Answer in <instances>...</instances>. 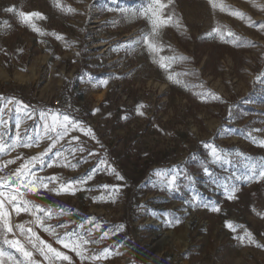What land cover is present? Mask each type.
Wrapping results in <instances>:
<instances>
[{
    "label": "rangeland",
    "instance_id": "1",
    "mask_svg": "<svg viewBox=\"0 0 264 264\" xmlns=\"http://www.w3.org/2000/svg\"><path fill=\"white\" fill-rule=\"evenodd\" d=\"M58 2L61 7L57 0H0V136L11 144L19 123L22 138L41 137L31 147L0 154V163L16 160L0 171V178L51 144L41 111L58 110L90 127L95 139L79 128L70 130L44 157L43 167L37 163L32 171L71 180L99 165L94 178L75 195L40 189L39 194L25 191L24 199L53 209L56 215L47 223L67 224L85 234L100 225L85 235L100 243L86 247L90 253L110 252L107 259L81 262L75 252L36 229L41 238L69 255L72 264H264V247H257L264 245V180L247 179L253 166L257 174L264 166V30L230 14L238 11L255 25L264 23V0H216V8L209 0H162L164 17L172 19L160 30L161 55L186 58L167 69L143 46L118 48L150 31L141 10L151 0ZM9 7L15 12L5 11ZM20 11L41 13L45 19L34 23L49 35L24 24ZM216 28L225 33L224 40L209 35ZM105 79L107 85H101ZM61 94L63 104L53 105ZM9 98L29 105L32 119L17 113L15 104L4 108ZM141 104L143 116L137 113ZM209 145L220 150L219 160L211 156ZM53 160L57 163L47 167ZM106 167L124 180L103 171ZM168 170L179 172L178 190H168L156 175ZM225 184L239 189L235 199L226 198ZM194 193L221 211L193 206ZM9 211L13 224L33 219L28 213L17 216L10 206ZM191 215L196 220L184 241ZM89 218H94L92 224ZM152 220L160 223L162 233ZM229 221L243 227L233 232L226 227ZM244 229L254 243L240 239ZM104 232L109 235L103 237ZM4 247L19 257L15 249Z\"/></svg>",
    "mask_w": 264,
    "mask_h": 264
},
{
    "label": "snow or ice",
    "instance_id": "2",
    "mask_svg": "<svg viewBox=\"0 0 264 264\" xmlns=\"http://www.w3.org/2000/svg\"><path fill=\"white\" fill-rule=\"evenodd\" d=\"M171 0H169V3ZM209 3L212 4L214 8L218 5L216 0H209ZM57 7H61L57 0ZM162 0H151V3L148 6L141 10V14L144 15L151 24V29L146 34L138 40L126 42L125 44L118 45V48H124L125 50H131L135 47L143 46L153 57V61L158 63L161 68L167 69L171 62L176 59L184 60V57L176 56H164L161 53L164 51L165 46L160 42V30L166 26L171 21V16L165 18L163 10L166 8ZM220 10L224 11V6L219 5ZM68 11H73L69 8ZM7 12H15L13 7L5 9ZM230 14L239 17L244 20L247 19L250 23V26H257L259 29L264 30V23L255 25L251 22L250 18H246L245 15L238 11H233ZM20 20L31 27L34 32L39 33L41 36L49 35L43 29L39 28L35 23L34 19H45V17L39 12H30L25 13L20 11L18 13ZM7 22L5 21V24ZM219 35L221 40H224L225 33L222 32L219 28L213 29L212 33L209 35ZM57 40H64V37L55 32L50 33ZM228 36H234L233 33H227ZM238 39V38H237ZM116 50V49H114ZM170 80L173 79L171 75L168 77ZM177 83L179 81H176ZM101 85H107L108 80H102L99 82ZM2 99V98H0ZM8 104H15L16 112H24L25 116L29 119H32V112H29V105L24 104L20 100H15L14 98H9L7 103L3 106L7 108ZM145 106L143 104L137 107V113L143 116L145 113L141 110ZM2 111V109H0ZM35 110H33L34 112ZM39 118L41 121H44V133L48 136L52 142L45 149L44 152L40 153L39 156H34L26 160L24 163H21L18 168L15 169V172L8 176L7 178H0V264H41V261L36 259L35 254L38 253L40 257L43 258L44 264H72V258L61 251L59 248L53 247V244L48 242L45 239L41 238V235L37 232L36 229L42 230L44 233H47L50 237L53 238L54 242L58 245H61L63 248L70 249L75 252L76 255L80 258L81 262L83 261H100L107 259L109 256L110 250L105 248L103 251L98 253H90L86 245L90 243L99 244L100 240L97 239H86L85 235L91 236L92 231L99 230L100 225L95 224L93 228H89L85 234L82 231H76L75 229L69 230L67 224H50L46 221H50L56 213L51 207L45 208L41 205L35 204L31 200L24 199V192H32L39 194L40 189L47 190V192H54L57 195L62 193L75 195L77 191L83 189L84 185L88 181H91L94 178L97 168H94L92 172L86 176H83L79 179L64 180L63 177L52 175V176H38L35 172L32 171L36 167L37 163H40L43 167L44 157L52 152L56 144L68 134L70 130H75L79 128L80 131L84 132L85 135L91 136L95 139L93 130L89 127L84 128L81 121L74 119L66 113H60L58 110L53 112L49 110L48 112L41 111L39 113ZM50 121V122H49ZM17 133L11 144H5L2 136H0V154L6 153L7 151L14 150L16 147L22 145L23 147H31L33 144L39 143L41 139L40 135L37 134L35 137H25L22 138L19 132L20 124L16 125ZM51 134V135H49ZM73 139H78L73 137ZM260 146L264 147V141L260 142ZM211 148V156L215 160L221 158V152L214 145H209ZM83 151V149H72L71 151L75 153L76 151ZM89 155H94L89 153ZM57 158L61 157V152L57 150L55 152ZM16 159H20L19 156ZM16 160H6L0 163V171H3L5 167L9 164H14ZM57 163L56 160L50 161L47 164V167L51 168ZM101 164H105V161H100ZM65 166L76 168L78 164L66 162ZM103 171L110 170L116 175V178L120 181L124 180V177L116 173L114 168H105ZM204 173L211 176L212 173L207 167L203 169ZM156 175L161 178V184L166 187L168 190H178V178L179 172L175 170L168 171H157ZM191 180V177H187ZM247 179H261L264 180V166H261L258 174L255 171V166H253V173L247 177ZM53 185V187H49ZM103 187L108 188L107 185ZM226 198L229 200L235 199V193L239 190L235 185L225 184L223 185ZM23 189L24 191H22ZM115 191V189H114ZM192 200L194 202L193 206L209 208L213 212H219L221 209L213 204L203 201L198 194H193ZM9 206L11 210L15 212L17 216L21 213H28L33 217L32 220L27 221L26 223H17L13 224L11 219V212L9 211ZM60 214H63V209L60 210ZM94 218H89L88 223L92 224ZM27 225V226H26ZM81 229L84 228V224L79 225ZM122 227V226H121ZM226 227L232 230L233 232L237 231L238 228L243 226L235 224L233 222H227ZM58 229H63V232L58 231ZM11 234L12 238H9ZM114 234V233H113ZM108 232L103 233V237H107ZM22 237L23 239H21ZM241 240L247 239L249 243H254L253 235L247 229H244V236L240 237ZM5 245L9 248L15 249L19 253V257L14 256L11 252L6 251ZM257 247H264V245L257 244Z\"/></svg>",
    "mask_w": 264,
    "mask_h": 264
},
{
    "label": "bare ground",
    "instance_id": "3",
    "mask_svg": "<svg viewBox=\"0 0 264 264\" xmlns=\"http://www.w3.org/2000/svg\"><path fill=\"white\" fill-rule=\"evenodd\" d=\"M195 216L194 215H191L187 220H186V223H185V233L183 235V239L184 241H188V228L191 227V223L192 221L195 222ZM154 221V225L157 226L156 228L159 230V233H162V229L160 228V223L158 221H155V220H152ZM203 227H205V225L203 224ZM182 242V241H181Z\"/></svg>",
    "mask_w": 264,
    "mask_h": 264
},
{
    "label": "built area",
    "instance_id": "4",
    "mask_svg": "<svg viewBox=\"0 0 264 264\" xmlns=\"http://www.w3.org/2000/svg\"><path fill=\"white\" fill-rule=\"evenodd\" d=\"M64 101V95L61 94L60 96H57L56 98L53 99L52 104L53 105H62Z\"/></svg>",
    "mask_w": 264,
    "mask_h": 264
},
{
    "label": "water",
    "instance_id": "5",
    "mask_svg": "<svg viewBox=\"0 0 264 264\" xmlns=\"http://www.w3.org/2000/svg\"><path fill=\"white\" fill-rule=\"evenodd\" d=\"M75 89H78V85H77V83H75Z\"/></svg>",
    "mask_w": 264,
    "mask_h": 264
}]
</instances>
